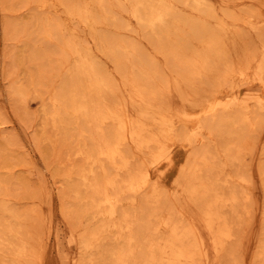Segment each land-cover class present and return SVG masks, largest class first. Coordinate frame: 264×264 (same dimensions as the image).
<instances>
[{
  "label": "bare ground",
  "instance_id": "1",
  "mask_svg": "<svg viewBox=\"0 0 264 264\" xmlns=\"http://www.w3.org/2000/svg\"><path fill=\"white\" fill-rule=\"evenodd\" d=\"M256 1L264 3V0H245V5ZM21 2L28 10L32 9L43 15V18L37 17V24H34L35 37L32 41L35 42L33 45L44 44L45 49L47 46L45 44H51L50 47L62 46L67 56L62 59L60 66L63 76L60 84L50 91L46 86L45 90L49 92L47 91L41 97L39 95L38 99L41 101L42 107L45 108L44 123L55 130L76 124L85 127L80 128L79 134L88 133L86 130L91 134L88 144H81V142L80 145L71 147V153L68 151V157L78 158L81 165L77 166V170L75 169L77 183H73L75 180L73 181V177L68 175L64 179V184L68 192L81 204L79 215L85 224L78 234L73 232L74 230L62 228V226L56 230L54 235L55 250L61 256L63 263L211 264L208 245L204 238L192 224H183V219L187 217L184 218V211L175 206V200L180 196H185L197 208L201 216L200 219H202L209 237L213 264H217L219 257L226 253L225 251L228 252L226 247L229 241L234 239L232 238L235 236L233 235V222L241 213L249 216L254 188L248 174L247 176L240 174L239 179L236 178L237 174L236 176L234 174L230 175L234 176L232 181H229V177L228 180H225L226 183L232 185V188L229 187L230 192H227V195L224 192L226 196L215 189L214 171L231 168L235 161L232 153L236 151L232 150L229 142H226L224 146L222 145L221 150L225 154V159L221 163V167L214 166L211 161L222 157L217 144H215L216 136L220 139L219 136L230 138L235 135L237 144L233 140L234 147L243 144L244 147L246 145V148L251 150V146H248L247 139H245L247 137L242 132L247 127L252 128L256 123L263 122L264 119V38L263 41L257 43L258 59L253 64L249 63L238 68L224 67L223 71L216 72L214 79H211L207 88L200 93L187 94L182 91V86L192 87L196 79L210 73V70L213 69L211 68L212 62L217 63L230 48L237 52H243L244 44L240 39V28L245 27L247 33L259 37L264 32L263 22L256 21L250 12L233 16L227 12H221L222 17H218L208 0H22ZM112 3H116L119 12L124 14L128 21L149 34L147 40L152 46L150 48H153L157 54H162L161 56L166 55V51L151 37L160 41L172 29L186 25L193 33L192 35L198 39L200 47L187 55L177 52L179 50H171L174 57L181 58L177 69H172L174 72L171 74H176L174 91L181 101L180 107L176 108L169 103L157 101L158 92L139 83L140 81L148 83L154 78V74L148 69L149 66H146L147 63L152 65V60L144 59L146 64L144 61L137 64L126 56L123 57L125 60L121 64L116 51L126 49L128 45L126 46L120 38L105 39L97 35V28L100 27L99 19L115 20V17L119 15L111 11ZM10 5L12 6L11 3ZM20 9L18 8V10ZM183 9H188L192 15L197 16L199 22L196 23L195 20V22L192 20L188 22L182 18L181 11ZM32 22L34 23V21ZM10 23L6 22L7 26L12 29V23ZM129 26L128 23L119 21L116 32L119 33ZM79 29H86L94 33L92 45L95 50L110 59L114 67L123 72L125 81H130L127 96L119 93L110 97L109 80L104 77L105 70L95 60L90 47L88 48L87 44L81 42ZM27 47L29 48V46ZM135 47L134 44H131L132 52L136 51ZM181 47L182 44H179L178 48ZM37 49L39 48L28 53L29 57H26V61L31 56V58L40 57ZM61 56L63 57V55ZM254 56L251 57L254 58ZM57 66L59 65L55 67ZM157 67L156 69L159 70L160 68ZM161 72L158 73L162 76ZM127 74L129 77L126 78ZM43 78L45 79V76ZM163 79L167 80V78ZM4 94L6 95V92ZM160 94L159 96H162ZM7 95L17 102L20 111L26 115V110L29 109L26 102L30 97L25 88L8 89ZM175 104L177 105V103ZM2 125L3 123L0 122V131L3 130ZM235 125L237 129L231 131ZM3 134L5 135V133ZM219 141L217 143L220 144ZM222 143H224L223 140ZM220 146L219 148H221ZM66 154L64 158H66ZM259 164L261 165V163ZM36 170L39 171V169ZM263 170L260 168L261 175ZM64 174L66 173L64 172ZM12 179L14 178L12 177ZM222 190L224 191V189ZM259 191H262L260 193L264 197L263 180H261ZM46 196L48 198V195ZM2 202L4 201L0 203V215L3 216V222H6L8 226L2 229L0 225V254L1 256L5 255L6 252L10 257L11 264H25L28 251H30L26 243L28 239L24 242L18 238L19 233L13 230V223L18 218L12 216V210L8 209L7 202ZM71 204L69 203L70 206ZM261 210L264 211V206ZM75 215L77 214L75 213ZM25 222L27 221L25 220ZM25 222L23 223L26 224ZM259 233L261 232L259 231ZM8 237H12L11 242L6 239ZM5 243H9L8 248L4 246ZM257 253L264 258V233L258 241ZM228 254L230 253L228 252ZM35 255L37 256V254ZM258 260L260 259L258 258ZM261 263L264 262L261 261Z\"/></svg>",
  "mask_w": 264,
  "mask_h": 264
},
{
  "label": "rangeland",
  "instance_id": "2",
  "mask_svg": "<svg viewBox=\"0 0 264 264\" xmlns=\"http://www.w3.org/2000/svg\"><path fill=\"white\" fill-rule=\"evenodd\" d=\"M21 1L20 0H0V122L3 123V125H2L3 127L1 126V128L3 130L0 131V140H1L0 141V179H1L0 180V184H1L0 185V203H1V201H4L2 203L7 202L8 209L12 210V213H13L12 216L15 218L16 217L18 218L13 223V230L19 233L18 238L22 239L24 242L27 241V239H28V242H26V243L28 245L27 248H28V250L30 249V251H28V256H27L28 258L26 257L25 264H62L63 261L61 259V256L55 250L54 235H55L56 230L59 228V226H62V228L69 229L71 231L74 230L73 232H75V233L77 232L76 234H78L79 232L82 231L81 228H83V224H85L83 218L79 215L80 214L79 212L81 211V210L79 211V209L81 208V204L68 192L67 187L64 184V179L68 175L73 177V181L75 180L73 183H75V182L77 183V179L75 177V172L77 170V166L79 167L81 165V161L78 158H75L76 159V161H75L74 157H71V158L68 157V153L69 152L71 153V151H72L71 147L74 148V146L76 147V145H80L81 142H82L81 144H85V143L88 144L90 142V135L91 134L88 130H86V132H88L89 135H88V133L79 134L80 128H85V127L84 126L80 127L76 124H71L64 129H61V130L60 129L55 130L54 128H51L50 126H46V124L44 123V121H43V117H44L43 114L44 113L43 112L45 111V108L42 107L41 101H39V99H38L39 95H40V97L42 95H45V93L48 90L50 91L54 87H56V85L58 86L60 84V82L63 78V76L61 75L62 72H61L60 66L62 64V59L66 58L67 56L65 55L66 53H65L64 48L62 46L59 47V46L55 45V47H56L55 48L53 46L54 44L52 45L53 47H50L51 44H45V46L47 45L46 46L47 50H46L44 47V44L33 45V43L35 41H32V40H34V37H35V25L37 24V19L43 18V15L41 13H40L41 14L40 15L39 12H36L32 9L28 10L27 8H25V6H23ZM208 2L212 6L215 15L218 17H222L221 12H223V13L227 12L228 14H230V16L245 14L246 12H250L251 15L255 18V20L256 21H262L263 26H264V3L262 1H256L252 4H247V5H245V0H240V1L239 0H208ZM10 3L12 4V6L10 5ZM220 5H223V6H220ZM5 7L6 8L9 7V8L6 9ZM230 7H231V9H230ZM3 8H5V9H3ZM18 8H21V9L18 10ZM111 11L115 14L118 13L119 17L118 16L115 17V20L108 19V18H106L105 20L99 19L98 22H99L100 27L98 25L99 28H97V35L99 37L105 38V39H111V37L120 38L126 46L128 45L127 48H129V49L126 48V49H120V50L116 51L117 58L121 64H122L123 60H125L124 58L126 56L130 57L131 61H133L134 63H137V64L144 61V59L146 61L152 60L153 61L152 65H148V63L145 61H144V63L145 64L147 63L146 66H149L148 69H150L149 71L152 74H154V78L152 80H150L151 83L149 81H148V83L145 81H140L139 83L144 85V86H148L151 90H155L156 92H158V100L157 101L162 102V103H167V104L169 103L173 107H176V108L180 107L181 101L178 97V94L174 91V89H175V86H174L175 85V75L176 74L175 73H174L175 75H171V74L174 72V71H172V69H174V70L177 69V67L181 61V58L180 57L179 58L174 57L171 50L172 49H175L176 51L179 50L177 52H179V53L182 52V53H185V55H187L191 51H194L200 47V45L198 43V39H196L194 37V35H192L193 33L191 32V30L186 25L181 26L179 28L172 29L168 33V35L164 36L160 41H158L155 37H151L154 42H156L159 46L163 47L164 51H166V55L163 54V56H161L162 54H157L153 48H150L152 46L149 44V42H148L149 40H147L149 38V34H147V32L142 30L140 27H138V26L134 25L133 23H131L130 21H128L126 16L119 12V7H117L116 3H112ZM181 15H182V18H184L188 22H189V20H192V21L195 20L196 23L199 22V18L195 15H192L188 9H183L181 11ZM7 21L12 23V24L10 23L12 25V29L10 26H7L8 25V24H6ZM32 21H34V23ZM119 21H120V23L126 22L130 26L125 28L123 31H120L119 33H117L116 27L119 24ZM101 24H103V25H101ZM19 27H21V28L19 29ZM130 27H131V29H130ZM82 30H83V33H82ZM239 32L241 34L240 39L242 40V43L244 44L243 52H240V51L237 52V51H234L233 49L230 48V50L227 52V54L223 58H221L217 63L212 62L211 68H213V69L210 70V73L208 72L206 75H203L202 77H200V78L196 79V81H194L193 86H195V87H193V86L192 87L182 86L183 92L185 91V93L191 94V95H193V93H200L202 90L206 89L208 84L214 79L216 72L223 71L224 67L238 68L242 65H246L249 63L253 64L254 62L257 61V59H258V51H257L258 45H257V43L259 41H263L262 39L264 38L263 37L264 32L259 37L254 36L253 34L247 33L245 27H241ZM132 33H134L135 35ZM131 34H132V36H131ZM79 36H80L81 42L83 44L84 43L87 44L86 46H88V48L90 47L89 49L92 50L93 55L95 57V60L105 70L104 77L107 78V80H109L108 82H109V86H110V90H111L109 92L110 97H113V95L119 94V93L127 96L129 94L128 88H129L130 81L126 80L127 81L126 82L124 80L123 72L121 70L116 69L114 67L113 63L110 61V59L106 58L104 55H102L101 53H98L95 50L94 46L92 45V38L94 37V33L89 32L86 29H79ZM122 36H123V38H122ZM177 38L180 40H178ZM193 40H194V42H193ZM135 43L138 45H136ZM131 44H134L136 46L135 52L131 51ZM161 44H163V45H161ZM179 44H182V47L180 49L178 48ZM27 46H29V48ZM249 46H250V48H249ZM36 48H39L37 50L39 51L40 57L31 58L32 57L31 56L30 57L31 59L27 58V61H26V57H29V54L32 53ZM50 48H51V50H50ZM144 48H145V50H144ZM151 51H154L155 53L154 52L152 53ZM127 53H129V54H127ZM242 53L243 54L245 53V54L243 55ZM251 53H253V54L251 55ZM61 55H63V57ZM142 55H143V57H142ZM237 55H239V56H237ZM253 55H255L254 58L251 57ZM53 56H54V58H53ZM38 58H40V59L42 58V59L40 60ZM55 58H57V59H55ZM134 59H135V61H134ZM58 61H60V62H58ZM169 62H171V63H169ZM56 65H59V66H57L59 68L55 67ZM43 66H44V68H43ZM156 67L158 69L159 68L160 69L157 70ZM153 68H155V69H153ZM158 72H161L162 76ZM54 73H55V75H54ZM56 73H57V76H56ZM126 73H127V71H126ZM163 73H164V75H163ZM53 75H54V77H53ZM44 76H45V79L43 78ZM110 77H112V78H110ZM119 77H121V78H119ZM127 77H129L128 74H127L126 78ZM55 78H56V80H55ZM113 78H114V80H113ZM156 78H157V80H156ZM163 78H165V79L167 78V80H164ZM42 79H43V81H42ZM52 81H54V82H52ZM163 81H164V83H163ZM50 82H52V83H50ZM111 82H112V84H111ZM120 82H121V84L123 82V84L121 85ZM126 85H127V88H126ZM46 86L48 88L47 91L45 90V89H47ZM117 86H118V88H116ZM17 87L18 88L23 87V88H25L26 92L29 93L30 98L27 99V102H26V103H28L27 106L29 107V109L26 110V112L28 113L27 114L25 112L26 115L23 114V111L22 112L20 111L17 102L12 97H10V96L8 97V95H7L8 89L17 88ZM153 87L154 88L157 87L159 90L157 88L152 89ZM42 88H43V91H42ZM116 90H117V92H116ZM172 91H173V93H172ZM3 92L4 93L6 92L7 96ZM159 92L162 94H160ZM159 94L162 96H159ZM169 97L171 98V100ZM173 99H174V101H173ZM163 101H165V102H163ZM175 103H177L178 106ZM27 106H26V108H27ZM37 106H39L40 108ZM40 115H41L42 119H41V117H39ZM36 120H37V122H36ZM254 122H256V121H254ZM47 127L50 128L51 130H49ZM42 129H43V131H42ZM232 129H231V131H235L237 129V126L235 125ZM76 130H77V132H76ZM74 131H75V133H74ZM6 132H7V135H6ZM3 133H5V135L8 138ZM242 134L245 137H247L245 139H247L246 141L249 144L248 146H251V150H248L246 148V145L244 147L243 144H240V146H242V147L238 146L239 144L235 145L236 147H234V143H232V142H234L233 140H235V142L237 144V140L235 139V137H236L235 135H232L230 138L219 136L221 140L219 138H217L218 136H216L215 144H217L216 146L220 152V155H222V157H220L218 159H214L211 161L212 164L214 163L213 165L216 166L217 168L221 167V165H222L221 163L225 159L224 152L223 151L221 152L222 145L224 146V144L226 142H229L230 146L232 147V150H236V151H233V153H232V155L235 158V161L233 164L234 167L232 166L229 169L226 168L223 171H218V170L214 171L215 173H213V181H214L215 189L217 191L219 190L218 192L221 193L223 196H226L227 195L226 193L230 192V188H232V185H231V183H228V182L226 183L225 180H228V177H229V181H232V179L234 178V176H236V174H237L236 178H238V179L240 177V174L244 175V176H247V174H248V176L252 180V184H253V188H254V196L252 199L251 208L249 207V209H250L249 216H246V215L241 213L239 215V217L237 219H235V221L233 220L234 221L233 222V226H234L233 232L236 233L238 236L233 233V235H235V236L232 238H234V239H231V241H229V243L227 244V247H226V250H228V252L230 254H228V252L225 251L227 254L226 253L222 254L219 257L217 264H221V263L222 264H262L261 261L264 262L263 261L264 258L262 256H260L259 253H257L258 252V241L260 239V236H262L264 233V230H263V228H264V218H263L264 217L263 216L264 211L261 210L262 207L264 206V204H263L264 203V197L261 194L262 191H259L260 185H261V180L264 181V170H263L262 175L260 174V168L264 169V158H263L264 154H262V153H264V148H262V147H264V119H263V122H261L259 124L256 123V125L252 128L247 127L246 130L242 132ZM3 137H4V139H3ZM30 137L31 138L33 137L34 140L32 139L33 140L32 141ZM254 137H255V139H252ZM256 137H258L257 140H256ZM75 139H76V141H75ZM2 140H4V141H2ZM10 140H12V141H10ZM39 140H41V141H39ZM222 140L224 143H222ZM36 141L39 143H37ZM218 141L220 142V144L217 143ZM239 141H240V139H239ZM6 142H7V144H6ZM32 145L33 146L35 145L36 147H33ZM219 145H221L220 146L221 148H219ZM31 149H33V150H31ZM56 149H57V151H56ZM222 153L224 154V158H223ZM65 154H66V158H64ZM242 156H243V158H242ZM242 159H243V162H242ZM24 160H25V162H27L26 163L27 165L24 164L25 163ZM70 160L71 161L73 160L74 162L73 161L71 162ZM71 163H72V165H71ZM259 163H261V165ZM28 164H29V166H28ZM236 168H238V169H236ZM241 168H242L243 173H240V172H242ZM36 169H39V171ZM66 170H67V172H66ZM68 170H70V171H68ZM9 172L11 173V175ZM64 172L66 174L63 175ZM220 172H222V173H220ZM244 173H246V174H244ZM60 174H61V176H60ZM230 175H234V176H230ZM224 176H225V178H224ZM12 177L14 179H12ZM220 178H221V181H220ZM16 179H17V181H16ZM8 180H9V182H7ZM222 180H223V182H222ZM10 181H12V182L10 183ZM228 185H230V186H228ZM225 186H226V188H225ZM222 189H224V191ZM228 189H229V191H228ZM62 191L65 195L62 193ZM224 192L226 195L224 194ZM46 195H48V198ZM60 195H61V197H60ZM62 196H63V198H65L66 196L67 197L65 199H63ZM71 196L73 197V199ZM2 197H4V198H2ZM44 197L47 199H45ZM258 197H260V198L258 199ZM61 200H63V201H61ZM68 200H69V203H72L71 206L69 205ZM175 202H176L175 203L176 208L184 211V218L187 217L186 218L187 220L183 219V221H184L183 224H192L196 228V231L204 238L205 242L208 245L207 248H208L210 261H212L211 264H213L214 261H213V255H212V251L210 248V244H209V237L207 235V230L205 228V225H204L202 219H200L201 216H200L197 208L191 202H189V200L185 196L178 197L175 200ZM47 203H48V205H47ZM73 203L76 205H74ZM75 206H76V208L74 209ZM61 208L67 209L66 212H64L65 209L61 210ZM189 209H191V210H189ZM69 211H70V213H69ZM75 213L77 215H75ZM260 215H261V217H260ZM2 217L3 216L0 215V223L2 222V224H0V225H1L2 229H4V228H7L8 224L6 222H3ZM77 218L79 221L77 220ZM8 219L10 220L9 216H8ZM22 219H24V220H22ZM47 219H48V221H47ZM248 219H250V220H248ZM25 220L27 222H25ZM242 220H244V221H242ZM23 222H25L29 227L26 224H24ZM239 222H241V223H239ZM16 223L19 225H17ZM69 223H70V225H68ZM234 223H236V224H234ZM76 224H77V226H76ZM17 226H19V227H17ZM38 226H40V227H38ZM27 227H28V229H27ZM255 227H256V229H254ZM22 228H23V230H22ZM39 228H40V231L37 232V230ZM239 229H241V230L239 231ZM19 230H20V232H19ZM27 230L31 234L32 233L34 235L36 234V236H34L33 234H32L33 236L30 235ZM24 231H25V233H24ZM253 231H254V233H253ZM259 231L261 233H259ZM39 232H41V233L39 234ZM28 235H30V236L28 237ZM35 237H37V238H35ZM6 239H9L10 241L7 240L9 242L12 241V237H8ZM35 240H36V242H35ZM29 241H30V243H29ZM36 244L39 246H37ZM33 245H34V247H33ZM255 245H257V246H255ZM4 246H7V248H8L9 243H5ZM34 250H36V251H34ZM4 252H5V250H4ZM32 253H33V255H32ZM4 254L6 256L5 255L1 256V254H0V264H11L10 263V257L7 256L6 252ZM35 254H37V256ZM35 257H37V258H35ZM258 258L260 260H258ZM261 258H262V260H261ZM1 260H3L4 262ZM32 260H35V261H32ZM63 264H65V263H63Z\"/></svg>",
  "mask_w": 264,
  "mask_h": 264
}]
</instances>
